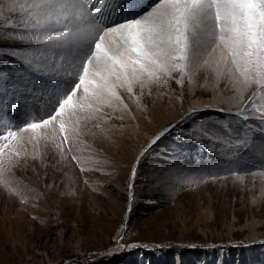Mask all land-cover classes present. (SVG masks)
<instances>
[{
	"label": "rangeland",
	"instance_id": "rangeland-1",
	"mask_svg": "<svg viewBox=\"0 0 264 264\" xmlns=\"http://www.w3.org/2000/svg\"><path fill=\"white\" fill-rule=\"evenodd\" d=\"M143 2L127 18L157 0ZM9 4L0 0V69L20 73L24 53L14 49L33 45L6 35L22 17ZM192 48L187 61L160 62L163 72L152 66V77L109 78L115 95L89 100L79 125L97 145L80 162L69 148L86 141L55 138L50 154L49 126L38 129L39 158L0 146V264H264V69L233 63L218 30L194 63ZM171 80L174 88L152 89ZM11 100L0 95V120L14 129L49 117L19 118Z\"/></svg>",
	"mask_w": 264,
	"mask_h": 264
},
{
	"label": "snow or ice",
	"instance_id": "snow-or-ice-1",
	"mask_svg": "<svg viewBox=\"0 0 264 264\" xmlns=\"http://www.w3.org/2000/svg\"><path fill=\"white\" fill-rule=\"evenodd\" d=\"M17 7L22 17L12 25L15 30L6 35L31 43L33 48L14 49L24 53L16 58L20 73L0 69V95L12 96L8 108L17 95L22 100L31 99L36 88L30 81L36 76H49V70L57 66L53 64L57 57L67 61L66 68L71 69L67 75L77 76L78 82L67 85L70 90L58 98V106L46 119L30 118L15 129L6 119L0 120L9 129L6 135L0 134V141L15 139L20 132L36 133L66 110L70 116L83 108L84 100L100 101L107 93L115 95L110 77H123L131 83L129 70L136 80L138 71L152 77V66L165 71L158 62L160 56L187 61L189 32L208 21L214 31L218 30L233 63L264 69V0H157L149 11L131 18H127L134 11L131 0H11L6 10L14 12ZM122 14H126L123 20L113 18ZM106 20L112 22L104 23ZM77 90L83 96L74 100ZM64 124L61 119V131Z\"/></svg>",
	"mask_w": 264,
	"mask_h": 264
},
{
	"label": "bare ground",
	"instance_id": "bare-ground-1",
	"mask_svg": "<svg viewBox=\"0 0 264 264\" xmlns=\"http://www.w3.org/2000/svg\"><path fill=\"white\" fill-rule=\"evenodd\" d=\"M143 1L144 0H131V5L133 7H135V4H136L137 8L138 7L140 8V6H142V4H144ZM109 9L111 11V7ZM120 16L123 17L124 14L119 15V16H115V17L117 19L118 17L120 18ZM109 21L110 20H106V21H104V23H108ZM216 31L217 30L214 31V28L212 27V22L208 21L207 25L202 24L199 27L193 28L189 32L190 45H193L192 49L194 52L193 58H192L193 63L196 62L197 59L203 53H207L210 51V45L212 43V37H213V35H215ZM195 43L197 44V46L194 45ZM194 48H195V50H194ZM167 59H169V58H165L163 56H160V57H158V62L160 63V62L165 61ZM215 59H216V56H213L212 57L213 63L215 62ZM237 64L240 65V64H245V63L240 62ZM56 65H57V67L54 70H52V69L49 70L51 73H54V74H50L47 77L40 76L39 80L37 78V80L32 79L30 81L36 88V91L32 94L31 99L22 100V99H20L19 95H17V97H19V100H21V104H20V102L17 101V102H14L15 104L12 107H10L11 111L13 109H15L13 114L17 113L18 114L17 116H19V118L20 117L23 118L31 110V111H34L36 113V115H40L43 117L44 116L48 117V116L52 115L51 112L54 110L55 105L57 104L58 98L63 94V92L70 90L67 87V85L74 84V79L76 78L75 75H72V76L67 75V72L64 74L61 73V71L63 72L66 69L64 67L63 62H60ZM68 70H71V69H68ZM72 71L74 72V70H72ZM217 72L218 73H216V77L218 79H220V81H218L220 83L222 80L221 77H222L223 71L219 70ZM41 77H45V79H43ZM56 78H58V79H56ZM141 79H142V77H140V80ZM157 79L159 80V78H157ZM172 80L168 81L169 83L164 82L163 84H158L157 86H155V84L154 85L152 84V89H157L158 86H160V88L164 89V90L168 89V88H174V83L172 82ZM43 81L45 82V85H43V83H42ZM48 85H50L49 87H52L51 93L46 92V90L49 89ZM82 96H83L82 91L77 90L76 97H74L73 99L75 100L77 97H82ZM83 103L85 106L83 108H81L80 110L75 111L73 113V118L69 117L68 113L66 115V112H65L64 114H62L61 117H58L55 121H52L50 124L46 125V127L49 126V128L51 129L50 133H52V136H53V137H50L48 135L47 138L51 139V140L56 138L57 140H55V143L57 145L59 144L62 147H68V143L70 141H72V140L76 141L79 137H81L84 141H86L85 145L83 144L82 147H79V149H81L80 151L75 149L73 146H71L69 148L70 155H71L73 161H75V162H80V160L83 159L84 155L87 154V152L93 151L94 148L97 147V145L95 143L96 141L94 140L91 132H85V133L82 132V133H80V135L78 134L79 130L81 129L80 128L81 126H79V125L84 123V120L82 117H83L85 111L89 110L91 107L89 100H84ZM52 107H53V110H52ZM61 119H64V121H65L63 131H61V126H60V120ZM85 122H86V120H85ZM1 128H3V127H1ZM3 129H5V128H3ZM56 129H60V130L57 132ZM2 132H4V131H2ZM6 133H7V131L4 132V135H6ZM108 133H110V131L107 130L105 132V136ZM40 142H41V138H40L39 131L37 129L36 133H32L30 131L20 132V133H18V135L15 139L10 138L7 141H0V146L2 147L1 149L4 152H6L7 154L14 153V155L18 156V154H17L18 150H17L16 146L18 144H19L18 145L19 147H20V145L21 146L23 145L25 147L29 157L39 158L40 157V145H39ZM5 145H7V146H5ZM52 146L56 147V145L54 144V140L52 141V143L49 142V144L47 146H45L47 148V151L50 152V154L52 153V151H51ZM49 152H47V154H49ZM11 154H10V156L12 157ZM18 161H19V164H21L22 159L19 158ZM62 164H64V161L62 162ZM18 170H19V168H18ZM26 175H27V173H26ZM80 178H82V177H80ZM83 182H85V181H83ZM74 187H75L74 189H77L79 187V185H76ZM67 190H69V187H67V186H63L62 188L59 189L61 194H63ZM29 191L32 192L33 190L31 189Z\"/></svg>",
	"mask_w": 264,
	"mask_h": 264
}]
</instances>
